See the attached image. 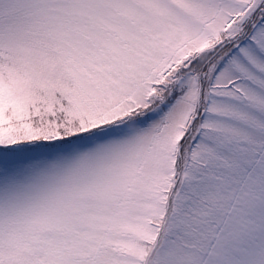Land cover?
Returning a JSON list of instances; mask_svg holds the SVG:
<instances>
[{"label":"snow or ice","instance_id":"snow-or-ice-1","mask_svg":"<svg viewBox=\"0 0 264 264\" xmlns=\"http://www.w3.org/2000/svg\"><path fill=\"white\" fill-rule=\"evenodd\" d=\"M0 264H264V0H0Z\"/></svg>","mask_w":264,"mask_h":264}]
</instances>
